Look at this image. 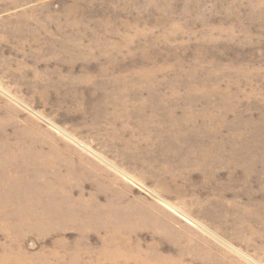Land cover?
Instances as JSON below:
<instances>
[{
	"label": "rangeland",
	"instance_id": "obj_1",
	"mask_svg": "<svg viewBox=\"0 0 264 264\" xmlns=\"http://www.w3.org/2000/svg\"><path fill=\"white\" fill-rule=\"evenodd\" d=\"M22 132L78 175L10 151L0 255L109 264L119 232L154 264H264V0H0V141ZM95 193L129 227L69 219Z\"/></svg>",
	"mask_w": 264,
	"mask_h": 264
},
{
	"label": "bare ground",
	"instance_id": "obj_2",
	"mask_svg": "<svg viewBox=\"0 0 264 264\" xmlns=\"http://www.w3.org/2000/svg\"><path fill=\"white\" fill-rule=\"evenodd\" d=\"M5 120V119H4ZM28 130V129H27ZM5 135V133H2ZM25 133H21V139L20 141H8L4 138V140L0 141V168L6 166L13 160V156L10 154V151L13 150L15 147L19 149L17 157L20 158L19 161L21 162V165L24 167L28 166V161L31 160L33 162V165L41 172V173H46V171L51 169L53 165H56V163L59 165L56 167V172H55V177L59 178V180L64 181L66 183L69 182V179L72 178V176H76V169L70 166V160H67L66 158L60 157L61 154H59L58 157L55 156H50V155H44V153L39 150V151H32V147L29 145H26L24 143V138L23 136H27ZM20 137V136H19ZM18 137V138H19ZM36 138L41 139L39 136H36ZM43 139V138H42ZM41 139V141L37 142L40 144H44V141ZM7 150L8 153L7 155H3V151ZM57 151V150H56ZM54 151L53 153L57 156L58 153ZM52 153V150L50 151ZM68 166L70 169H67L68 173L64 174L63 173V166ZM61 168V169H60ZM48 170V171H49ZM78 175V174H77ZM80 175V174H79ZM96 184H102V182L98 183L96 181ZM63 191H67V189H62ZM120 197V196H119ZM92 199V200H91ZM90 200L94 201L92 204H95L94 207L92 208H87L90 207L89 203H84L82 196H80V199L78 201V206L76 204V199L72 200L73 204L71 203H65L68 206H73L78 207L81 209L86 210L83 213H77L75 218H69L73 221H76L80 226H87L91 225L92 223L94 224H99L103 225L104 227L111 226L113 229H117L119 231H122L126 229V227H129L130 221L134 219L135 214L128 211L127 213H122L120 208L114 207L113 209H108L105 210L107 205L105 206L104 210H102L99 206H97L96 201H97V193L92 195V198ZM83 200V201H82ZM71 202V201H70ZM92 210V212L90 211ZM104 212V213H103ZM33 215V214H32ZM10 220H12V217H9ZM1 228V227H0ZM15 226H10V229L4 228V230H10L11 232H17V229L15 230ZM124 237L119 233V232H114L110 235V238H105L104 239V246L100 251V256L105 257V259L109 260V264H117L116 261L118 259H122L123 262H126L125 259L127 257L132 258L135 260L134 264H137L139 261L145 262V264H154L151 260H149L148 256H153L155 254L149 253L145 257L140 258L137 253L130 255L127 252H124L121 250L122 244L119 243L121 240L123 242ZM184 253H192L194 254L195 249L190 250L189 247H185ZM82 250V248L76 247L74 250V253L72 252L70 254V258L65 264H94L95 260H82L79 255V251ZM6 253L0 255V264H26L28 260H33L38 257H32L29 258L24 252L19 251V253H14L12 250H10L8 247L4 249ZM85 252H88V249L84 250ZM66 253V252H65ZM90 253V252H89ZM52 257L58 260L57 262H52L46 259H43L42 262L38 261L40 264H59L58 262L60 261L59 259H63L65 255H61L60 253L53 251L51 253ZM164 263L166 264L168 262V259L166 257H161L159 256ZM48 259V258H47ZM35 261V260H34ZM98 261V260H97ZM119 261V260H118ZM156 261V260H155ZM62 263V262H61ZM31 264V263H30ZM127 264V263H125ZM142 264V263H141Z\"/></svg>",
	"mask_w": 264,
	"mask_h": 264
}]
</instances>
